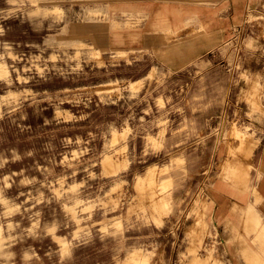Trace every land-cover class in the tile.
Returning a JSON list of instances; mask_svg holds the SVG:
<instances>
[{
	"label": "rangeland",
	"instance_id": "1",
	"mask_svg": "<svg viewBox=\"0 0 264 264\" xmlns=\"http://www.w3.org/2000/svg\"><path fill=\"white\" fill-rule=\"evenodd\" d=\"M263 184L264 0H0V264H264Z\"/></svg>",
	"mask_w": 264,
	"mask_h": 264
},
{
	"label": "bare ground",
	"instance_id": "2",
	"mask_svg": "<svg viewBox=\"0 0 264 264\" xmlns=\"http://www.w3.org/2000/svg\"><path fill=\"white\" fill-rule=\"evenodd\" d=\"M253 210L254 209L252 208V206L249 207V212L253 213ZM257 222L259 225H262V223H260L258 219ZM150 257H151V253L144 252L139 249H135L130 253L128 257V264H144L150 259Z\"/></svg>",
	"mask_w": 264,
	"mask_h": 264
},
{
	"label": "crops",
	"instance_id": "3",
	"mask_svg": "<svg viewBox=\"0 0 264 264\" xmlns=\"http://www.w3.org/2000/svg\"><path fill=\"white\" fill-rule=\"evenodd\" d=\"M261 188H262V196H264V184L261 186ZM252 205H249V207H251ZM253 213H254V210H253ZM257 216H256V220H257V217H259L260 218V216L258 215V214H256ZM258 220H260V219H258ZM261 222V221H260Z\"/></svg>",
	"mask_w": 264,
	"mask_h": 264
}]
</instances>
